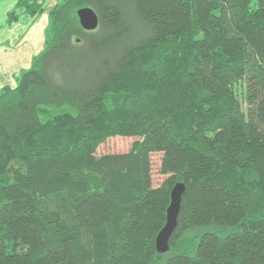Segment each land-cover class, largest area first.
<instances>
[{"label":"trees","instance_id":"1","mask_svg":"<svg viewBox=\"0 0 264 264\" xmlns=\"http://www.w3.org/2000/svg\"><path fill=\"white\" fill-rule=\"evenodd\" d=\"M117 136L137 140L97 155ZM0 264H264V0H59L0 90Z\"/></svg>","mask_w":264,"mask_h":264},{"label":"crops","instance_id":"2","mask_svg":"<svg viewBox=\"0 0 264 264\" xmlns=\"http://www.w3.org/2000/svg\"><path fill=\"white\" fill-rule=\"evenodd\" d=\"M19 0H0V90L15 87L17 78L32 66L33 58L43 49L48 24L43 14L30 21L21 20L7 26V14ZM43 16L42 24L38 20ZM45 16V17H44Z\"/></svg>","mask_w":264,"mask_h":264},{"label":"water","instance_id":"3","mask_svg":"<svg viewBox=\"0 0 264 264\" xmlns=\"http://www.w3.org/2000/svg\"><path fill=\"white\" fill-rule=\"evenodd\" d=\"M77 16L81 27L85 31H94L99 27V17L93 8L83 7L77 11ZM185 191L184 183H178L172 190L171 203L167 211V222L156 240V247L159 253H166L170 249V239L178 223Z\"/></svg>","mask_w":264,"mask_h":264},{"label":"rangeland","instance_id":"4","mask_svg":"<svg viewBox=\"0 0 264 264\" xmlns=\"http://www.w3.org/2000/svg\"><path fill=\"white\" fill-rule=\"evenodd\" d=\"M58 1L59 0H40V2H42L44 4V15L45 16L47 15L46 16V18H47L46 20H48L49 10L53 6H55ZM39 15H41V14H39ZM37 22H38V24H42V22H43V16L40 17V19ZM46 28H47V26H46ZM57 111H58V113L68 112L69 109L66 107L63 110H57ZM71 111L74 112L73 110H71ZM136 140H137V138H134V137H119V136H117V137H114V138H110L109 140H107L106 143H104L99 148V150L97 152V155H103V154H108V153H124V152H128L130 150L132 144ZM161 156L162 155L160 153H156V154H154L152 156V162H153V180H154L155 186H158L159 183H161L163 181V179H164V177L159 174V166H160Z\"/></svg>","mask_w":264,"mask_h":264}]
</instances>
